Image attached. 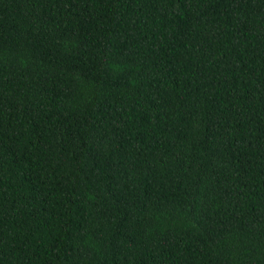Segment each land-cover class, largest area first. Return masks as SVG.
Here are the masks:
<instances>
[{"label":"trees","instance_id":"1","mask_svg":"<svg viewBox=\"0 0 264 264\" xmlns=\"http://www.w3.org/2000/svg\"><path fill=\"white\" fill-rule=\"evenodd\" d=\"M0 264H264V0H0Z\"/></svg>","mask_w":264,"mask_h":264}]
</instances>
